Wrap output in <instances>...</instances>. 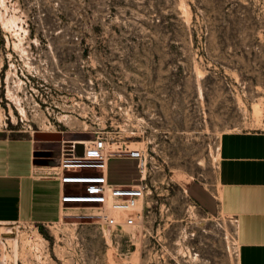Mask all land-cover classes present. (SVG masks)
<instances>
[{
	"label": "rangeland",
	"instance_id": "obj_1",
	"mask_svg": "<svg viewBox=\"0 0 264 264\" xmlns=\"http://www.w3.org/2000/svg\"><path fill=\"white\" fill-rule=\"evenodd\" d=\"M0 114V133L56 134L35 141L37 165L98 135L145 142L149 164L140 231L82 208L10 224L19 264H238L234 218L189 188H215L224 133L264 130V0H0ZM109 177L141 175L118 158Z\"/></svg>",
	"mask_w": 264,
	"mask_h": 264
},
{
	"label": "crops",
	"instance_id": "obj_2",
	"mask_svg": "<svg viewBox=\"0 0 264 264\" xmlns=\"http://www.w3.org/2000/svg\"><path fill=\"white\" fill-rule=\"evenodd\" d=\"M36 154L31 135L0 133V225L62 221L63 186L52 166L36 164ZM189 189L205 210L234 218L238 264H264V130L224 133L215 188Z\"/></svg>",
	"mask_w": 264,
	"mask_h": 264
},
{
	"label": "built area",
	"instance_id": "obj_3",
	"mask_svg": "<svg viewBox=\"0 0 264 264\" xmlns=\"http://www.w3.org/2000/svg\"><path fill=\"white\" fill-rule=\"evenodd\" d=\"M78 144L70 142L64 145L60 164L53 167L54 175L63 186L60 197L61 209L64 212L74 208L95 210V214L83 216L98 218L106 228L124 225L140 231L142 228L141 220H138L140 216L126 213L134 209L149 190L147 183L149 164L145 153L139 149L120 148L117 151L109 149L107 137L103 135H98L94 139L90 153L87 152V146L83 145L84 151L80 155ZM118 158L137 162V169L141 175L138 184L111 183L110 162ZM94 170L100 172L90 173Z\"/></svg>",
	"mask_w": 264,
	"mask_h": 264
},
{
	"label": "bare ground",
	"instance_id": "obj_4",
	"mask_svg": "<svg viewBox=\"0 0 264 264\" xmlns=\"http://www.w3.org/2000/svg\"><path fill=\"white\" fill-rule=\"evenodd\" d=\"M128 115V114H126ZM2 118V115L0 114V119ZM121 129V128H120ZM88 132V131H87ZM137 138V137H136ZM131 140V139H130ZM144 141V140H143ZM71 142H77L79 144H82V145H85L87 146V152H91L92 150V146H93V142H94V139H81V140H72ZM64 143V142H63ZM69 143V142H68ZM107 143H108V147L109 149H112L114 151H117L119 150L120 148H123L122 145L123 143L121 141H118V140H109L107 138ZM131 148L132 147H137L140 148L141 147H145L146 143L145 142H142V141H138L136 143L132 142L131 143ZM136 148V149H137ZM143 149V148H142ZM90 155V154H89ZM41 166V165H40ZM58 167V166H56ZM144 200V199H143ZM143 200H141L139 202V204L134 208L132 209L131 211H129L128 213L130 215H138L140 216L138 213L142 212L145 205L143 203ZM71 210H79V208H74V209H71ZM67 217V216H78L77 213H68V212H64L63 213V217ZM138 220L140 221L141 220V217L138 218ZM131 232V231H130ZM26 236V235H24ZM138 237V236H137ZM21 238H24V237H21L20 236V229L18 230H14V228H11L9 227L8 225H0V243L3 245V248L1 250H3V256L1 257V261L0 262H3V263H6L7 264V259H8V255L6 253L7 251V246H6V243L9 242L11 248H12V255H11V261H12V264H19L20 262V259L22 257V251H21ZM27 239V238H26ZM5 240H6V243H5ZM26 242V241H25ZM30 242V240H29ZM33 246V245H32ZM43 247V246H42ZM41 247V248H42ZM25 248V247H24ZM38 248V247H37ZM27 249V248H26ZM36 250V249H35ZM10 255V254H9ZM26 255V254H25ZM27 257V255H26ZM10 258V257H9Z\"/></svg>",
	"mask_w": 264,
	"mask_h": 264
},
{
	"label": "water",
	"instance_id": "obj_5",
	"mask_svg": "<svg viewBox=\"0 0 264 264\" xmlns=\"http://www.w3.org/2000/svg\"><path fill=\"white\" fill-rule=\"evenodd\" d=\"M56 137V134H50V133H36L34 135L35 141L36 142H45L47 140H52L51 138ZM78 147L80 149L79 153L80 155L83 154L84 147L82 144H78Z\"/></svg>",
	"mask_w": 264,
	"mask_h": 264
}]
</instances>
